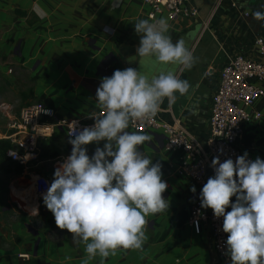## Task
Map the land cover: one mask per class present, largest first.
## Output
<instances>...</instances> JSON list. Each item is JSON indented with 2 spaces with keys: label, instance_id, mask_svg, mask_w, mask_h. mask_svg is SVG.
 I'll return each mask as SVG.
<instances>
[{
  "label": "crops",
  "instance_id": "obj_1",
  "mask_svg": "<svg viewBox=\"0 0 264 264\" xmlns=\"http://www.w3.org/2000/svg\"><path fill=\"white\" fill-rule=\"evenodd\" d=\"M189 6L198 12L196 18L163 17L173 43L182 39L194 57L191 68L182 69L139 56L129 60L139 45L133 24L148 19L150 12L142 0H0V118L6 120L0 133L11 136L22 109L33 103L54 109L59 119L91 122L100 114L95 100L100 78L131 67L149 78L171 71L188 82V92L177 94L172 104L165 98L157 115L205 146L222 69L237 56L263 59L256 43L264 42V21L256 20L253 12L264 10V0H189ZM245 110L249 121L239 149L253 160H264V97ZM147 134L150 139L139 148L161 165L167 184L162 197L169 209L145 217L147 238L141 249L118 248L107 258L88 259L87 264H226L216 252L210 230L204 227L196 235L189 224L190 209L202 187L174 173L179 156L165 151L161 130ZM97 146L103 142L85 146L89 156ZM14 150L21 153L17 147ZM70 151L62 130L38 140L23 174L10 179L11 194L12 186L31 194L30 180L35 176L52 182L54 169ZM213 175L209 172L207 179ZM12 195L11 202L0 203V264H82L87 258L84 243L74 242L72 234L57 228L51 212L43 218L39 208L27 217ZM25 195L17 196L21 203ZM234 200L231 197L230 203ZM20 255H29V260Z\"/></svg>",
  "mask_w": 264,
  "mask_h": 264
},
{
  "label": "clouds",
  "instance_id": "obj_2",
  "mask_svg": "<svg viewBox=\"0 0 264 264\" xmlns=\"http://www.w3.org/2000/svg\"><path fill=\"white\" fill-rule=\"evenodd\" d=\"M253 17L264 21V10L254 11ZM133 28L139 45L129 60L139 56L191 68L192 53L182 39L173 43L165 18L139 19ZM188 89V82L171 71L149 78L128 67L100 78L95 94L100 114L93 117L92 126L77 130L73 124L70 154L54 169L53 181L42 195L57 228L72 234L74 242L84 243L87 258L82 264L97 255L107 258L118 248L141 249L147 238L145 217L169 209L162 197L167 184L161 165L139 148L149 134L125 130L131 121L149 120L165 98L172 104ZM100 142L103 146L89 156L85 146ZM210 166L214 175L198 199L200 208L222 218L230 264H264V160L249 159L244 152L235 162L213 157ZM190 191L195 193V187ZM231 197L235 200L230 203Z\"/></svg>",
  "mask_w": 264,
  "mask_h": 264
},
{
  "label": "built area",
  "instance_id": "obj_3",
  "mask_svg": "<svg viewBox=\"0 0 264 264\" xmlns=\"http://www.w3.org/2000/svg\"><path fill=\"white\" fill-rule=\"evenodd\" d=\"M142 1L150 9L148 18L158 20L165 17L173 21L179 17L196 18L198 16V12L189 6V0ZM256 44L263 56L261 61L237 56L222 69L220 83L212 102L209 138L205 146H202L183 128L161 122L157 112L147 121H131L129 124L128 129L131 132L148 133L161 130L165 138V151L179 156V166L174 168V173L185 176L199 187L206 183L209 172L214 174L210 166L213 157H219L221 162L228 158L235 162L237 156L243 155L238 142L243 138L245 123L249 121V114L245 108H252L256 101L264 97V42L258 40ZM74 123L79 130L92 126L94 120L86 122L59 119L54 109L42 103L26 106L20 113L19 121L11 126L14 133L7 138L3 137L15 148H19L21 153L10 150L7 157L26 167L37 150L38 140L52 137L57 130H62L69 138L73 134ZM248 158L252 159L249 156ZM30 182L32 193L25 195L22 203L26 207L32 202L36 203L38 212L43 202L42 195L47 192L51 182L43 176H35ZM16 204L20 210L26 212L19 203L16 202ZM227 211H230V208H226ZM32 215L34 214L30 216ZM189 224L196 235H201L203 228L207 227L214 237L218 256L226 264H230V257L227 255L224 244L227 234L222 231V218H215L211 209L200 208L198 200L190 209ZM19 257L23 260L29 259L28 255Z\"/></svg>",
  "mask_w": 264,
  "mask_h": 264
},
{
  "label": "trees",
  "instance_id": "obj_4",
  "mask_svg": "<svg viewBox=\"0 0 264 264\" xmlns=\"http://www.w3.org/2000/svg\"><path fill=\"white\" fill-rule=\"evenodd\" d=\"M14 146L9 140H0V203L3 202V194L9 191L10 177L20 176L24 172V167L18 162L7 157L10 150H14ZM231 200V199H230Z\"/></svg>",
  "mask_w": 264,
  "mask_h": 264
},
{
  "label": "rangeland",
  "instance_id": "obj_5",
  "mask_svg": "<svg viewBox=\"0 0 264 264\" xmlns=\"http://www.w3.org/2000/svg\"><path fill=\"white\" fill-rule=\"evenodd\" d=\"M6 125V120L4 119V118H0V128L2 127V126H5ZM5 134L6 133H0V139H4V138H2V137H5ZM2 136V137H1ZM9 179H11V177L9 178ZM29 184V183H28ZM30 185V184H29ZM28 185V186H29ZM11 186V185H10ZM9 186V191H7V193L6 194H3V199L7 202L8 200L11 202V200H12V198H10L11 196L10 195H12L11 194V187ZM13 187V200H15L17 203H19V205H20V207H22L26 212H24L23 210H21L23 213H25V215L27 216V217H29L31 214H33V213H31V211H29L28 209H25L24 207H26L25 206V204L24 203H21L20 202V200H19V198H17V196H19V195H23L24 196V194L25 193H23L22 191H20V192H17L16 190H15V187L14 186H12ZM30 190H31V188H30ZM22 193V194H21ZM17 198V199H16ZM11 199V200H10ZM3 200V201H4ZM27 208V207H26ZM40 208H41V215H43L42 217L44 218L45 217V215H47L48 214V212H50V211H48L47 209H46V207L44 206V204H43V202H41V206H40ZM29 256V255H28ZM29 260V259H28Z\"/></svg>",
  "mask_w": 264,
  "mask_h": 264
},
{
  "label": "bare ground",
  "instance_id": "obj_6",
  "mask_svg": "<svg viewBox=\"0 0 264 264\" xmlns=\"http://www.w3.org/2000/svg\"><path fill=\"white\" fill-rule=\"evenodd\" d=\"M19 191V190H18ZM23 193H25V192H23ZM27 193V192H26ZM22 194V193H21ZM25 195V194H24ZM23 196V195H22ZM32 204V205H31ZM26 209H28L29 211H31L33 214H36L37 213V211H36V209H37V207H36V203H30L29 205H27V208Z\"/></svg>",
  "mask_w": 264,
  "mask_h": 264
}]
</instances>
